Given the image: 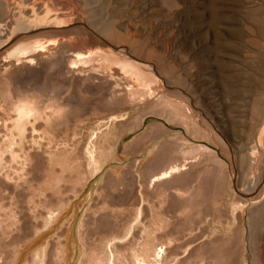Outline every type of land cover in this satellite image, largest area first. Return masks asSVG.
I'll return each mask as SVG.
<instances>
[{
  "label": "rangeland",
  "instance_id": "obj_1",
  "mask_svg": "<svg viewBox=\"0 0 264 264\" xmlns=\"http://www.w3.org/2000/svg\"><path fill=\"white\" fill-rule=\"evenodd\" d=\"M74 1L63 0L60 3L63 7L65 5L62 21H67L64 25L67 27L58 32L44 29L38 35L46 37L45 40L74 38L88 47L100 48L119 57L131 53L147 60L150 65L146 63L144 68L155 76L152 80L153 93H143L139 100L111 106L112 109L108 107L104 111L91 112L78 122L79 126L74 129L70 127L71 131L66 133H57V130L65 127L64 123H53L51 129L55 134V148L63 150L61 157L66 158V167L71 168L63 169V173L58 169L60 167H56L52 181L56 178L53 183L57 182V190L53 192L35 189L44 172L42 165H39V153L43 154L44 147L47 149L49 146H39L40 141L47 142L37 137L41 130H33L32 123L26 125L23 140L15 146L24 149V153L32 159L33 164L26 167V180L35 186L36 212H30L25 201L24 194L29 193V186L11 176V173L17 172V169L12 170L14 164L23 166L20 164L22 157L11 156L9 160L5 153L0 152L5 156L2 157L4 167L12 166L11 173L8 168H0V203L8 213L14 215L17 224L10 234L0 235V263L7 262V255L12 252V264H37L36 255L45 252V262L51 264L52 251L61 241L66 251L64 264H82L90 242L107 236L106 233L100 234L107 230L104 216L114 214V211L121 213L122 226L129 222L132 231L126 237L112 240L110 245L118 244L117 250L121 252L132 248L140 232L151 224L150 207L158 202L162 184L155 182L154 185H147L144 177L146 169L152 166V161L166 144H175L176 140L182 138L189 146H205L212 153L211 156L216 155L214 159L219 164L223 163V167L220 166L225 172L227 186L221 195L222 212L217 217L212 213L197 215L193 217L192 224L184 227L180 233L177 227L184 224L187 219L185 213L189 210L173 213L171 199L167 200V205L166 202L161 205L159 213L166 227L156 232L153 241L162 253V260L157 263L194 264L193 257L207 242L229 237L241 228L242 264H264V139H260L261 135L264 137V58L261 57L264 38L257 33L254 23V18L264 17V0ZM191 32L194 34L192 44ZM25 35L22 34L19 39L31 37ZM252 39L259 43L258 47L248 43ZM6 55L0 57V68L4 65L11 68L13 65V61L5 59ZM118 68L114 67L113 71L117 78L122 73ZM102 75L87 76L82 87H95L99 91L111 85L107 93L112 97L116 93L118 96L125 93H115L112 88L114 79L112 81L109 75ZM104 77H108L107 80L110 79L113 84L105 81ZM120 84L121 90L128 92L127 84L123 81ZM161 103L171 104L170 107L166 106L168 110L174 107L184 115L188 114L200 131H194L193 127L190 129L166 111L160 112L158 107ZM6 118L4 109H0V138L4 137V140L6 125L13 123V119ZM41 121L39 123L43 124ZM107 130L111 132L99 168L96 171L85 169L89 162L86 155L88 144ZM1 139L0 143L3 144ZM22 150L17 151L18 154ZM210 155L200 165L204 166L201 171L215 167ZM44 156L47 157L46 154ZM115 173L116 177L110 181V175L115 176ZM132 173L138 176L137 186L124 203H119L120 197L129 190ZM179 194L184 196V193ZM115 202L117 205L111 204ZM180 217L183 219L179 220ZM110 219L116 222L115 218ZM29 220L33 223V230L32 233H25L27 223L31 224ZM158 234L161 236L158 237ZM168 239L174 240L169 242ZM14 251H18L17 259ZM150 259L156 262L154 257Z\"/></svg>",
  "mask_w": 264,
  "mask_h": 264
},
{
  "label": "bare ground",
  "instance_id": "obj_2",
  "mask_svg": "<svg viewBox=\"0 0 264 264\" xmlns=\"http://www.w3.org/2000/svg\"><path fill=\"white\" fill-rule=\"evenodd\" d=\"M62 1L63 0H21L19 2H22V4L20 3L21 5H19L18 0H0V57L7 54L5 59L13 61L14 65H12L11 68H5V65L0 68V109H4L5 115L8 119H13V123L11 125H6V139L4 140V137L3 139L0 138L4 142L3 144L0 143V152L5 153V156L7 155L9 160L11 159V156L12 158L13 156L14 158H16L15 156H21V163H18L23 165L16 166L14 164L15 167H13L12 170L17 169V172H13L14 174L11 173L12 170H10V168H12V166L10 165L7 167L5 165L4 167L2 159L4 160L5 156H2V153H0V168H8L10 171L9 173L12 174L11 176H13V178H16L18 181L22 180L24 184L29 186V189H27V191L29 190V193L24 195L30 212H36L37 208L34 206V203H38L35 200V189L38 188L39 192L41 189L45 191L50 190L51 192L55 191V185H57V182H53L56 178L54 181L52 180L55 175L54 172L57 170L56 167H60L61 169L58 168L60 171L63 169L71 170L69 166L66 167V158L61 157L63 150L55 148V134L51 129L52 124L60 122L64 123L65 127L62 129L59 128L60 130H57V133L58 131L61 133H66L69 132L70 127L73 129L77 127L78 122L83 121L82 118L87 117L91 112H97L101 110L104 111V109L108 107L112 109L111 106L116 107L122 103H129L130 101L134 100L137 101L139 100V97L143 95V93L147 94V92H152V80H154L153 78L155 77L152 73L146 72V69L144 68L146 63L147 65H150L148 64L147 60H142L134 54L129 53L126 56L124 55L125 57H119L100 48L88 47L84 42H81L78 39H70L68 37L65 39L62 37L60 38L59 36L60 39L52 38L49 40L48 38L45 40L46 37L44 38L39 36V31L44 29H51L58 32L67 27L64 26L67 21H62V18L65 16V14H63L65 5L63 4L64 7L61 5ZM70 3L73 5L72 2ZM16 4H18V6ZM60 5L63 7L62 9ZM76 7L77 6L74 8ZM68 16L66 18H68ZM72 22L73 21L70 23L72 24ZM254 23L256 25L255 27H257V33L261 35L262 38H264V17L254 18ZM22 34H26L27 36L31 37L25 40H20L19 36H22ZM49 34H51V32H49ZM61 36L64 35L62 34ZM50 37L52 36L50 35ZM193 40L194 34L191 32V44ZM248 43L255 48L259 46V43L253 39L248 41ZM261 48V57L264 58V47ZM259 50L261 49L259 48ZM44 56L47 57L39 59L40 57ZM114 67H119L122 71V73L120 72L121 76H118V78L114 75ZM69 73L72 75L68 76ZM92 74L95 76L98 75V77L100 74H103L102 76H104V74L109 75L110 78H112V81L114 79V85H112L114 92L116 93L118 91H125V93L122 95L120 93V96H118L117 93L115 95L112 90L113 95H115L112 97L111 94L107 93V90H109L107 88L111 86L110 84H108L110 85L108 87L100 88L99 91H96L95 87H88L87 89H84L83 81L86 80L87 76ZM107 78L104 77V79H106L105 81L108 82L110 79L107 80ZM122 81L125 82V84H127L129 87L128 92H126L124 89L121 90L120 83ZM113 82L110 83L113 84ZM95 86L99 88L97 85ZM103 90H105L106 93L103 92ZM170 105H164V103H161L158 107V110L161 109L160 112L163 111V113L164 111L168 112L171 117L173 116V119L175 118L179 120L180 122L184 123V125L190 127V129L193 127L194 131L196 130L197 132L199 128L197 127L196 123L191 121L189 115H184V113L180 112L178 108L176 109L174 107L173 109L171 108L172 110H168L166 106L170 107ZM262 118V126L264 128V110L262 113ZM40 120L43 121V124L39 123ZM28 123H32V127H30L33 128V130H41V134L37 137H41V139L47 141L46 143H42V141L39 143L37 142L39 146H49L47 149H45V147L43 149L42 147L44 150L42 151L43 154L39 153V159L41 160L39 165H42L41 167L44 172L42 171L43 175H40L42 176V179L39 184H36V187L30 185L28 180H26L28 171L26 167L32 163L30 155L24 153V149H21L22 153L18 154L19 152L17 151L21 150L15 146V144L20 143L23 140L26 132V125H28ZM110 132L111 131L109 130L104 133L102 132V135H97L96 141H91L88 144L86 155L89 162L86 163L85 169L96 171L99 168L101 162L100 160L104 158L105 155V143ZM261 138L264 139L262 135L260 136V139ZM56 142L58 141L56 140ZM68 151H70V148ZM44 154H46L47 157H45ZM210 154L212 153L205 146H189L182 138L176 140L175 144H166L161 153L155 157L156 159L152 161L153 163L150 162L152 166L146 169L147 172L144 176L147 185H154L155 182L162 183L160 194L157 198L158 202L153 203V205L150 207L149 212L151 213L149 214L151 215L150 218H152L150 220V226L140 232L138 241L133 245L132 248L129 250L125 249L127 251L121 252L117 250L118 244L110 245V242L112 240L114 241L116 238L126 237L127 234H130L132 231V226L130 227L128 224L129 222L127 223L128 225L126 224L122 226L121 221L123 219H121L120 212L118 213L117 211H114V214H108L107 217L104 216V220L107 221V230L101 231L100 234L106 233L107 236H102L93 243L90 242L82 264H151L157 263L158 261L160 262V260H162V253L158 250L155 244H153V241H155L156 232L166 227V224H164V220L160 218L159 213H161V205H163L165 202L167 205V200L170 201L171 199L170 206L172 212L174 211L175 213L180 214L183 210L184 212L185 210H189L185 213L187 214V219H185L184 224H182L181 227H177L180 230V233L183 232L185 229L184 227L192 224L191 221L194 220L193 217L197 215L212 213L214 216H219V214L222 212L221 195H223L227 186L226 176L225 172L222 170L223 163H220L222 165L221 167L217 159H214V156L216 155H212V157ZM207 155L211 156L210 159L213 158L212 163L215 165V167L206 171H204V168L202 172L200 169H202L204 166L200 165L204 162ZM70 161L71 159H69V164ZM7 164L9 165L11 163ZM217 165H219L221 168L217 167ZM43 167H45V169ZM73 170L75 171L76 168ZM60 171L59 173H61ZM77 172L79 173V170H77ZM28 174L30 173L28 172ZM69 175L67 174L66 176ZM115 177L116 173L115 176L110 175L109 180L111 181ZM132 177L133 179L129 186V190L124 194V196L120 197L118 201L119 203H124V200H127L129 194L137 186L138 176H136L135 173H132ZM72 178L70 179L71 181ZM4 183L6 184V182ZM179 192L184 193V196L180 195ZM52 195L55 194L53 193ZM115 203L111 204L117 205V203ZM17 214H19V212H17ZM1 216H3V218ZM185 217L186 215L183 216V218ZM110 218H115L116 222H113ZM126 218L127 216H125V219ZM180 218L181 219L179 220L183 219L182 217ZM129 219H131V217H129ZM201 220L202 219L200 218V222ZM16 225L17 224L14 215L11 212L8 213V211L5 210L4 206L0 203V235L6 236L7 233L10 234ZM32 226V222L31 224L27 223L24 232L32 233ZM104 226H106V224ZM190 228L192 229L193 227L190 226ZM166 230L167 229H165L164 232H166ZM241 233V228H239L235 233H231V235L229 234V237L223 236L213 239L211 242H207L205 247L203 249H199L197 254L193 257L194 264H242L244 258H242L243 248L241 247ZM159 236L161 235L158 234V237ZM18 237L20 236L18 235ZM164 239L165 238H163V240ZM173 240L174 239H168L167 241L170 242ZM64 245H62L61 241H58L57 245H55L56 248L54 247L55 249L52 251L54 254L52 255L53 261L51 264H64L66 259L65 247H63ZM17 252H13L15 258ZM11 253H9V256ZM9 256L7 255L9 258L7 262L4 261L0 264H12L14 261V256ZM36 256L37 259L35 257V262L37 264H46L45 252L37 254ZM151 257H154L156 262L151 261Z\"/></svg>",
  "mask_w": 264,
  "mask_h": 264
}]
</instances>
